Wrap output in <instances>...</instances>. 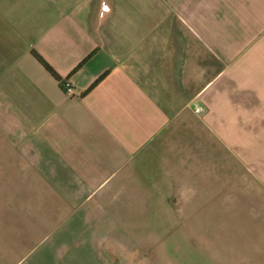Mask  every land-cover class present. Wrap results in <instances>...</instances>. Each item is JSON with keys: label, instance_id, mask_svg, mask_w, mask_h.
Listing matches in <instances>:
<instances>
[{"label": "crops", "instance_id": "1", "mask_svg": "<svg viewBox=\"0 0 264 264\" xmlns=\"http://www.w3.org/2000/svg\"><path fill=\"white\" fill-rule=\"evenodd\" d=\"M0 264H264V0H0Z\"/></svg>", "mask_w": 264, "mask_h": 264}, {"label": "trees", "instance_id": "2", "mask_svg": "<svg viewBox=\"0 0 264 264\" xmlns=\"http://www.w3.org/2000/svg\"><path fill=\"white\" fill-rule=\"evenodd\" d=\"M32 54L36 60L52 75V77L60 83L62 87L63 81L60 79V77L50 68V66H48V64H46V62H44V60L39 55H37L35 52H32Z\"/></svg>", "mask_w": 264, "mask_h": 264}, {"label": "built area", "instance_id": "3", "mask_svg": "<svg viewBox=\"0 0 264 264\" xmlns=\"http://www.w3.org/2000/svg\"><path fill=\"white\" fill-rule=\"evenodd\" d=\"M62 89L64 90V92L68 95V96H77L78 93L70 86L68 85L66 82H63V86ZM203 111V109L201 107H197L195 108V112L196 113H201Z\"/></svg>", "mask_w": 264, "mask_h": 264}, {"label": "snow or ice", "instance_id": "4", "mask_svg": "<svg viewBox=\"0 0 264 264\" xmlns=\"http://www.w3.org/2000/svg\"><path fill=\"white\" fill-rule=\"evenodd\" d=\"M105 11H107V8H105Z\"/></svg>", "mask_w": 264, "mask_h": 264}]
</instances>
